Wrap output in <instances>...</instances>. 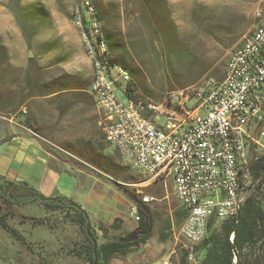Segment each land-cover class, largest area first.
<instances>
[{
  "label": "rangeland",
  "instance_id": "obj_1",
  "mask_svg": "<svg viewBox=\"0 0 264 264\" xmlns=\"http://www.w3.org/2000/svg\"><path fill=\"white\" fill-rule=\"evenodd\" d=\"M101 1L112 12L108 28L125 48L121 57L126 65L115 64L129 73L136 93L152 109L146 115L162 126L185 118L182 106L169 101L171 94L211 78L223 80L230 57L254 30L260 5V0ZM79 2L20 0L29 30L26 40L11 8L17 0H0V128L11 125L14 132L36 138L45 150L99 180L91 188L79 177L73 194L86 206L99 245L138 233L128 199L132 205L145 196L153 199L146 205L152 217L147 244L109 264H182L185 255L186 264H198L199 254L181 235L182 223L175 217L181 208L172 182L148 184L105 143L107 119L89 96L92 62L74 24ZM17 210L44 223L9 218L30 250L0 227V264H88L76 254L85 241L72 223L73 212L46 211L38 203ZM167 220L172 236L163 243L160 233ZM190 255L195 263H189ZM263 256L259 242L246 260L263 264Z\"/></svg>",
  "mask_w": 264,
  "mask_h": 264
},
{
  "label": "built area",
  "instance_id": "obj_2",
  "mask_svg": "<svg viewBox=\"0 0 264 264\" xmlns=\"http://www.w3.org/2000/svg\"><path fill=\"white\" fill-rule=\"evenodd\" d=\"M73 16L86 54L97 58L88 91L107 119L105 143L148 184L172 182L175 199L186 213L181 235L198 246L209 221L237 215L258 184L250 166L252 146L264 154V129L256 136L264 123V0L255 12L254 30L230 57L223 80L211 78L171 94L169 101L182 106L185 118L167 126L146 115L150 107L143 110L126 96L129 73L106 67L111 59L98 36L101 22L93 0H80ZM141 201L149 204L153 199L145 196ZM130 214L138 223L137 204ZM188 261L195 263L192 255Z\"/></svg>",
  "mask_w": 264,
  "mask_h": 264
},
{
  "label": "trees",
  "instance_id": "obj_3",
  "mask_svg": "<svg viewBox=\"0 0 264 264\" xmlns=\"http://www.w3.org/2000/svg\"><path fill=\"white\" fill-rule=\"evenodd\" d=\"M19 1L17 0V3L11 8L21 32L28 40L29 30L19 8ZM94 2L98 19L102 24V40L107 44L110 59L114 63L126 65L125 57H121V52H124L125 48L118 41L117 35L108 28L112 12L104 6L101 0ZM126 96L137 105L147 108L148 104H145L136 93L131 82L126 86ZM261 126L262 124L258 127L256 136H259ZM251 152V172L254 180L258 182L255 192L249 195L234 217L221 222L219 225L215 218L209 221L205 239L198 246H195V251L199 254L198 264H254L251 260H246L248 251L250 252L251 249L255 248L259 242L260 245H264V154L258 153L255 146L251 147ZM40 198H43V201H40ZM35 203L40 204L46 211L67 210L73 212L75 220L72 223L78 226L85 241L83 245L78 246L79 250L76 251V254L85 258L88 264H109L115 256H125L133 250H138L146 245L151 238L149 216L141 207H144L146 211H149V208L142 201L137 202L140 218L137 223V239L132 242H122V239H115L99 245L96 229L92 226L87 212L81 206L62 197L46 198L26 184L6 182L0 178V227L25 250H30L27 240L18 230L9 225L8 219L12 218L21 223L32 222L36 225H42L43 220L24 216L17 210V208ZM185 215V211L181 209L175 214L176 220L183 223ZM171 228L172 223L167 220L160 233L161 242L166 243L170 240ZM100 231L104 232V229L100 228ZM185 260H187V255L184 256L182 264H186ZM261 261L264 264V256ZM257 264L259 263L257 262Z\"/></svg>",
  "mask_w": 264,
  "mask_h": 264
},
{
  "label": "crops",
  "instance_id": "obj_4",
  "mask_svg": "<svg viewBox=\"0 0 264 264\" xmlns=\"http://www.w3.org/2000/svg\"><path fill=\"white\" fill-rule=\"evenodd\" d=\"M15 131L11 125L0 128L1 179L26 184L46 198L62 197L72 201H75L73 194L78 187L79 177L80 180L87 179L91 188H97L99 180L96 177L84 174L74 164L69 166L66 161L45 150L36 138ZM128 200L131 208V199ZM75 203L86 211V206L81 201ZM134 204L137 202L134 201Z\"/></svg>",
  "mask_w": 264,
  "mask_h": 264
},
{
  "label": "bare ground",
  "instance_id": "obj_5",
  "mask_svg": "<svg viewBox=\"0 0 264 264\" xmlns=\"http://www.w3.org/2000/svg\"><path fill=\"white\" fill-rule=\"evenodd\" d=\"M95 0H93V10L94 12L97 13V10L95 8ZM102 24L99 25V28H98V36L100 38V40L105 43L103 40H102ZM105 45L107 46V44L105 43ZM91 62H92V66H97V58H90ZM106 67L108 68H113L115 70V72H118V73H128L122 66H119L118 64H115L114 62H112V60H106Z\"/></svg>",
  "mask_w": 264,
  "mask_h": 264
},
{
  "label": "water",
  "instance_id": "obj_6",
  "mask_svg": "<svg viewBox=\"0 0 264 264\" xmlns=\"http://www.w3.org/2000/svg\"><path fill=\"white\" fill-rule=\"evenodd\" d=\"M31 57H32V53L29 52L28 53V58H31ZM40 201H43V198H40ZM141 209H143L146 212V214L149 216V224H150L149 232H150L151 229H152V217L150 215V212L149 211H146V209L144 207H141ZM137 234L138 233H133L128 239L122 240V242H132V241H135L136 238H137L136 237Z\"/></svg>",
  "mask_w": 264,
  "mask_h": 264
},
{
  "label": "flooded vegetation",
  "instance_id": "obj_7",
  "mask_svg": "<svg viewBox=\"0 0 264 264\" xmlns=\"http://www.w3.org/2000/svg\"><path fill=\"white\" fill-rule=\"evenodd\" d=\"M138 237V236H137ZM137 239V238H136Z\"/></svg>",
  "mask_w": 264,
  "mask_h": 264
}]
</instances>
